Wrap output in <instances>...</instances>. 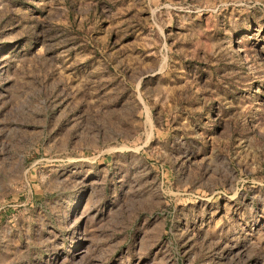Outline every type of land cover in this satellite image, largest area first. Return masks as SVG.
I'll list each match as a JSON object with an SVG mask.
<instances>
[{
    "label": "rangeland",
    "instance_id": "1",
    "mask_svg": "<svg viewBox=\"0 0 264 264\" xmlns=\"http://www.w3.org/2000/svg\"><path fill=\"white\" fill-rule=\"evenodd\" d=\"M0 264H264V0H0Z\"/></svg>",
    "mask_w": 264,
    "mask_h": 264
}]
</instances>
